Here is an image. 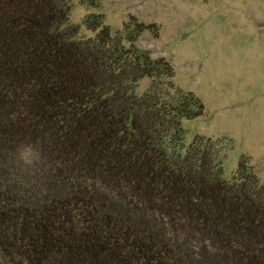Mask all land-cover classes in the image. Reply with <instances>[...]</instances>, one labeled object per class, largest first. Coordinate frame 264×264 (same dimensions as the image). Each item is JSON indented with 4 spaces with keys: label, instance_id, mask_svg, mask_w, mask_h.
<instances>
[{
    "label": "trees",
    "instance_id": "1",
    "mask_svg": "<svg viewBox=\"0 0 264 264\" xmlns=\"http://www.w3.org/2000/svg\"><path fill=\"white\" fill-rule=\"evenodd\" d=\"M70 9L0 0V264H264V184L244 154L224 176L229 139L184 143L205 107L137 44L157 26L79 37Z\"/></svg>",
    "mask_w": 264,
    "mask_h": 264
},
{
    "label": "rangeland",
    "instance_id": "2",
    "mask_svg": "<svg viewBox=\"0 0 264 264\" xmlns=\"http://www.w3.org/2000/svg\"><path fill=\"white\" fill-rule=\"evenodd\" d=\"M91 12L111 31L129 15L154 23L157 35L145 29L137 44L168 59L174 84L204 103L202 115L183 120L184 143L196 134L229 139L224 176L244 154L264 184V0H100L97 8L71 0L68 22L79 37L93 34L82 24ZM147 84L141 79L137 92Z\"/></svg>",
    "mask_w": 264,
    "mask_h": 264
}]
</instances>
